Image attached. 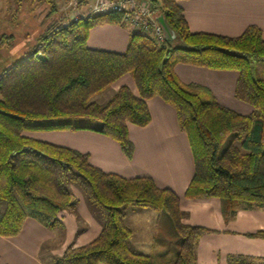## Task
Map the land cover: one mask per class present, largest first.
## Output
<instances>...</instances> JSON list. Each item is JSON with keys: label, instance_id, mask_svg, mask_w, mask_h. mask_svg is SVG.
<instances>
[{"label": "trees", "instance_id": "16d2710c", "mask_svg": "<svg viewBox=\"0 0 264 264\" xmlns=\"http://www.w3.org/2000/svg\"><path fill=\"white\" fill-rule=\"evenodd\" d=\"M48 1V0H46ZM50 1V0H49ZM52 19L37 47L0 74V235H17L26 219L47 228L62 227L59 214L75 210L77 184L99 207L103 227L92 241L67 247L50 264H156L131 249L125 223L129 207L165 211L175 229L172 264H196V245L211 229L182 221L180 197L148 176L127 178L93 165L89 154L26 135L31 130L92 129L115 139L131 157L128 124L151 121L147 100L158 96L175 108L190 143L195 173L185 191L189 199L217 197L225 220L237 211L264 208V38L256 25L238 36L193 32L177 0H152L175 32L158 43L133 31L123 53L87 45L89 30L120 23L106 13ZM236 70L235 97L253 106L250 115L221 105L208 88L184 83L176 63ZM130 73L138 94L121 86L103 105L92 97ZM80 120L83 123H80ZM99 120L100 125H93ZM254 236L264 237V231ZM228 264H264V257L230 254Z\"/></svg>", "mask_w": 264, "mask_h": 264}, {"label": "crops", "instance_id": "0c3cea01", "mask_svg": "<svg viewBox=\"0 0 264 264\" xmlns=\"http://www.w3.org/2000/svg\"><path fill=\"white\" fill-rule=\"evenodd\" d=\"M177 2L183 8L193 32L234 37L248 26L256 25L264 38V0ZM133 31L129 24H99L89 30L87 45L123 53ZM164 36L167 42L176 39L166 37L165 32ZM174 71L184 83L209 87L220 104L244 115L253 112L251 104L246 103L241 107L235 98L237 71L213 70L182 62L175 64ZM124 85L138 94L132 75L126 73L107 86L111 90V97ZM147 104L151 121L145 126L128 124L129 138L133 143L131 157L124 154L115 139L92 129L52 130V134L30 132V137L41 139L47 138L41 137L43 135H56L68 138L70 144L67 147L88 153L90 162L106 172L127 178L148 176L157 186L172 189L180 197L182 221L211 229L197 242L196 264H228L230 254L264 257V237L251 235L264 231V208L241 209L225 220L219 198H186L185 191L195 173L189 139L179 127L172 105L158 96L149 98ZM76 189L74 195L78 199V206L75 210L60 212L62 227L47 228L28 218L17 235H0V264H50L67 247L81 246L96 238L103 227V215L86 193L78 187ZM125 223L132 231L130 245L133 251L151 255L156 264H172L177 235L170 218L150 208L129 207ZM44 249L51 251L48 259L44 258Z\"/></svg>", "mask_w": 264, "mask_h": 264}, {"label": "rangeland", "instance_id": "374dc122", "mask_svg": "<svg viewBox=\"0 0 264 264\" xmlns=\"http://www.w3.org/2000/svg\"><path fill=\"white\" fill-rule=\"evenodd\" d=\"M54 1L56 2V11L54 13L55 17L57 18L58 21H62V23H67L68 21L72 20L71 17L74 18L76 13L78 14V12L80 11L82 13H85L88 7L95 0H54ZM52 4H53V1L51 0L50 1L49 0L48 1L46 0H0V74L3 72L4 69L10 67L11 65H13V63L24 58L26 55L30 54L32 50H34V48L37 47L36 45L38 42L37 41L38 37L42 33H44L48 23L53 17L52 15H50L51 13L50 9H51ZM119 24L128 25V23H123V22H120ZM95 49H98V48H95ZM200 67H203V66H200ZM204 68H209V67H204ZM209 69H213V68H209ZM213 70L236 71V70H230V69H213ZM238 77H239V73H238ZM236 83H235V87H236ZM196 84H199V83H196ZM199 85L205 88H208L210 90V88L204 84H199ZM111 95H112L111 90L109 89V87H106L104 90L100 91L95 96H93L91 100L103 105L111 98ZM234 95H235V90H234ZM237 101L239 102V105L241 107L244 106L243 104H246V102L240 99H237ZM91 122H93V125L102 124V122L99 120H95ZM80 123H83V121L80 120ZM30 132H35L39 134L40 133L41 134L42 133L52 134L51 132L53 131L52 130H31V131H25L24 133L30 136L31 135ZM55 136L43 135L41 137H47V138H41V139L47 140L50 142L53 141V143L54 141H59V142H56V144L63 145V146H67L70 144V140H68V138H60V137H55ZM33 137H36V136H33ZM70 187H71V191L73 194H74V191L77 190L76 189L77 187L80 190H82L77 184H74V185L72 184L70 185ZM159 212L161 216H167L169 218V216L167 215L165 211H159ZM177 238H179L178 233H177ZM50 253L51 251H45L44 249L43 251V255L45 254L44 258L48 259L49 256L51 255ZM256 257H260V256H256Z\"/></svg>", "mask_w": 264, "mask_h": 264}, {"label": "built area", "instance_id": "2783aa9c", "mask_svg": "<svg viewBox=\"0 0 264 264\" xmlns=\"http://www.w3.org/2000/svg\"><path fill=\"white\" fill-rule=\"evenodd\" d=\"M111 12L121 14V22L128 23L134 31L151 35L158 43L165 41L163 28L156 17L161 13V4L155 5L152 0H95L85 13L80 11L71 19Z\"/></svg>", "mask_w": 264, "mask_h": 264}, {"label": "water", "instance_id": "95a60500", "mask_svg": "<svg viewBox=\"0 0 264 264\" xmlns=\"http://www.w3.org/2000/svg\"><path fill=\"white\" fill-rule=\"evenodd\" d=\"M157 20L160 21V23L162 24L163 26V30L166 34V37L168 38H176V34L175 32L169 27V25L165 22L164 18L162 15L158 16Z\"/></svg>", "mask_w": 264, "mask_h": 264}]
</instances>
